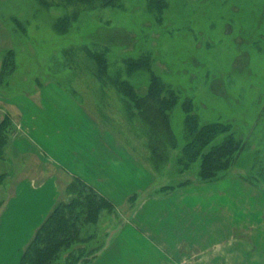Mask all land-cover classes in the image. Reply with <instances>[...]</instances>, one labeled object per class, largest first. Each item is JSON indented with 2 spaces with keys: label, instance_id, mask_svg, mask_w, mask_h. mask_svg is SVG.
<instances>
[{
  "label": "rangeland",
  "instance_id": "374dc122",
  "mask_svg": "<svg viewBox=\"0 0 264 264\" xmlns=\"http://www.w3.org/2000/svg\"><path fill=\"white\" fill-rule=\"evenodd\" d=\"M44 1L0 0V102L36 96L46 86L64 89L75 103L70 108L78 113L79 108L86 116L83 124H78L80 118L72 122L66 135L83 136L88 119L92 120L102 136H116L140 167H149L152 147L146 126L134 114L127 116L121 95L112 85L117 71L127 73L124 59L148 56L157 75L165 76L164 81L188 102L193 99V114L202 123H229L246 137L232 168L202 189L206 196L248 198L250 190L242 182L264 192V0H121L116 7H102V0L70 5L66 0ZM75 12L78 18L64 30L58 29L61 20ZM87 46L112 57L107 77H102L96 61L84 51ZM143 74L135 79L145 86ZM1 106L0 122L12 121ZM175 115L173 128L180 142L184 118L179 108ZM69 116L76 118L73 113ZM176 144L174 150H162L161 144L162 158L170 156L164 170L154 168L151 178L141 180L146 187L152 182L154 195L180 194L183 188L188 194L201 190L196 187L197 167L169 179L172 170L181 167L175 161L180 143ZM180 181L188 182L174 186ZM68 187L63 193L66 199ZM134 205L123 209L130 212ZM117 213L114 206L102 226L101 218L91 226L89 233L96 237L90 239L88 250L105 245ZM66 258L63 255L54 264H66Z\"/></svg>",
  "mask_w": 264,
  "mask_h": 264
},
{
  "label": "crops",
  "instance_id": "0c3cea01",
  "mask_svg": "<svg viewBox=\"0 0 264 264\" xmlns=\"http://www.w3.org/2000/svg\"><path fill=\"white\" fill-rule=\"evenodd\" d=\"M64 94V89L46 86L36 96L0 102L16 131L0 160V175H7L0 189V264L21 263L74 178L118 210L119 221L115 218L105 245L88 264H264L263 191L242 182L250 190L248 198L206 196L202 189L212 183H205L194 194L183 188L180 194L154 195L152 182L147 187L141 182L152 172L147 165L140 167L116 136H102L89 119L83 136L66 135L72 122L80 118L83 124L86 116L70 108L75 103ZM129 203L135 205L127 212L123 208ZM106 213L100 226L110 217Z\"/></svg>",
  "mask_w": 264,
  "mask_h": 264
},
{
  "label": "trees",
  "instance_id": "16d2710c",
  "mask_svg": "<svg viewBox=\"0 0 264 264\" xmlns=\"http://www.w3.org/2000/svg\"><path fill=\"white\" fill-rule=\"evenodd\" d=\"M41 1L46 4L44 0ZM80 1L93 4V0H66L69 5ZM120 2L121 0H102L101 3L102 7H116L120 6ZM77 18L78 12L64 17L58 24V29L64 30L67 23ZM84 51L96 61L102 77H107L108 69L112 66L109 62L112 57L106 55L107 51L101 52L88 46ZM149 59L148 56L124 59L127 73L121 75L120 71H117L112 82L121 95L127 116L134 114L133 118H138L146 126V134L150 137L149 145L152 147L149 170L153 171L154 168L164 170L170 156L162 158L165 156H162L160 146L163 145L162 150H174L177 142L180 146L175 151V161L181 167H175L168 176L169 179L175 175L191 173V167H197L195 173L199 184L219 180L223 172L234 165L233 161L244 148L246 137L239 136L237 128L229 123H202L198 114H193L195 109L193 99L190 98L192 100L188 102L187 97L164 81L165 76L157 75L150 66ZM139 73L146 74L143 79L146 80L145 86L135 79ZM176 108H179L184 118L181 131L183 138L180 142L176 140L173 128ZM15 132L13 121L5 118L0 122V160L4 158V149ZM6 177L7 175H0V189ZM187 182L180 181L174 186L181 187ZM67 194L68 198L61 196L37 230L24 251L20 264H54L58 263L63 255L67 257L66 264H88L97 256L99 246L94 250H88L90 239L96 237V233L90 234L89 231L92 229L91 226L94 227L99 222L101 215L110 212L114 205L79 178L73 179ZM3 205L4 200L0 197V210ZM87 233L89 236H86ZM90 235L92 238H89Z\"/></svg>",
  "mask_w": 264,
  "mask_h": 264
}]
</instances>
